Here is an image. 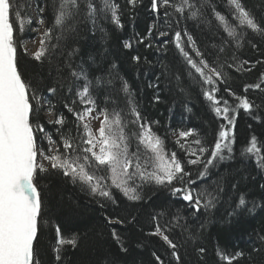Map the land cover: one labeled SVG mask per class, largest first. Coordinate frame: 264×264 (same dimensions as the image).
Wrapping results in <instances>:
<instances>
[{"label":"snow or ice","instance_id":"1","mask_svg":"<svg viewBox=\"0 0 264 264\" xmlns=\"http://www.w3.org/2000/svg\"><path fill=\"white\" fill-rule=\"evenodd\" d=\"M140 8L146 31L117 36ZM262 41L264 0H0V264L49 252L65 264L69 249L71 264H264V225L243 219L264 213V183L254 195L255 177L231 167L252 160L264 181V133L237 148L242 115L264 125V71L245 80L264 68ZM193 93L208 117L197 125ZM167 97L183 109L176 126L171 107L164 125L152 113ZM69 184L102 223L66 236ZM221 220L250 251L218 239L209 250Z\"/></svg>","mask_w":264,"mask_h":264},{"label":"trees","instance_id":"2","mask_svg":"<svg viewBox=\"0 0 264 264\" xmlns=\"http://www.w3.org/2000/svg\"><path fill=\"white\" fill-rule=\"evenodd\" d=\"M253 2H256V0H253ZM147 3V0H145V4ZM137 16H136V27L135 29L129 27V22L127 18H125V30L123 32L117 30L116 35H128L129 33L133 31H138L139 33L143 34L146 29L148 22L150 20V13L146 10V8H140L137 9ZM31 34L30 31H25L24 38L26 41L30 39ZM264 44V41L261 42ZM113 48L117 51L118 49V43L113 41ZM142 52H145L143 48L140 49ZM148 54V53H145ZM243 54L249 58H254L256 54L253 53L250 46L245 47L243 49ZM22 56V54H21ZM122 59H126L125 57H121ZM149 58L151 59L152 56L149 54ZM23 59V56H22ZM125 68V75L128 77L130 82H134L135 77V69L130 67L127 63L124 65ZM260 71H264V68L257 67V69L252 74H245V80L248 82H252L255 79V76ZM237 84L240 82L239 78H236L235 81ZM254 95V93H253ZM192 104L194 106L193 111L195 115L188 121V123H191L192 125H197L201 123V121L208 120V117L204 113L203 104L200 101V99L193 93L192 96ZM172 108V113L170 117L171 124L173 126H176L181 122L183 119L184 113L183 109L180 105V101L177 100L175 103H173V100L171 97L165 98L164 102L158 105H155L152 108L153 115L161 120V124L164 125L169 121V108ZM248 124L252 125V129H248ZM250 131H255L258 136H260L262 133H264V125L257 124L256 122L248 119L245 116H241V119L237 121V148L239 149L242 144H244L250 135ZM264 138V136H262ZM171 147V145H168ZM224 167L223 165L221 166ZM232 168H241L245 172H250L252 176L255 177V181H250L251 184V193L252 194H258V189L256 188V181H259L261 183H264V181L261 180L260 175L257 174V169L255 167V164L252 160H248L247 163H241L239 160L231 165ZM63 192L66 197L70 196L71 200H66V204L68 205V215L64 217V234L66 236L71 235L73 231H80L85 228H95L99 226L102 221L99 219V216L95 210V206H88L87 205V197H85L83 194L78 193L75 188H73L70 184L63 186ZM72 201H78L81 205L80 212L82 213V216L80 218H77L72 215ZM244 220L248 221L247 228L249 231H251L253 228L259 229L262 225H264V213H260L257 215L256 218H250V217H243ZM212 238L208 241V248L211 251L213 248L214 242L218 239L222 245H227L231 247L233 244L242 246L245 248L246 252L250 251L251 244L247 240L246 236L240 231V226L237 222H234L232 225L225 224L222 220L214 223L211 228ZM52 233L49 232V235L46 237V242L51 245L54 243V241L51 239ZM105 239H107V235L105 234ZM111 245V241L109 240L108 245L104 247H109ZM134 255L141 260H146L148 258V251L145 249L143 251L137 250ZM66 260L65 264H71V261H76L79 259V253H74L70 249L66 253ZM254 259L258 261H264V257L255 255ZM45 261L47 264H55L54 258L49 252L45 255Z\"/></svg>","mask_w":264,"mask_h":264},{"label":"rangeland","instance_id":"3","mask_svg":"<svg viewBox=\"0 0 264 264\" xmlns=\"http://www.w3.org/2000/svg\"><path fill=\"white\" fill-rule=\"evenodd\" d=\"M30 34H31V36L35 35V33H33V32H30ZM26 45L30 51H34L38 46V42L33 43L32 39L30 38L28 41H26Z\"/></svg>","mask_w":264,"mask_h":264}]
</instances>
